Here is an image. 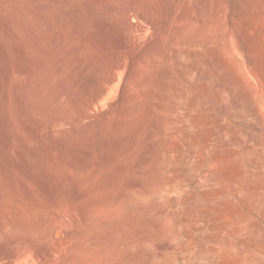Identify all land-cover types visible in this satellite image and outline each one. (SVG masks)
I'll return each mask as SVG.
<instances>
[{"label":"rangeland","instance_id":"374dc122","mask_svg":"<svg viewBox=\"0 0 264 264\" xmlns=\"http://www.w3.org/2000/svg\"><path fill=\"white\" fill-rule=\"evenodd\" d=\"M34 1L0 0V264H264V0Z\"/></svg>","mask_w":264,"mask_h":264},{"label":"bare ground","instance_id":"6f19581e","mask_svg":"<svg viewBox=\"0 0 264 264\" xmlns=\"http://www.w3.org/2000/svg\"><path fill=\"white\" fill-rule=\"evenodd\" d=\"M51 1H54V0H51ZM50 1V2H51ZM64 1H66V2H68L69 0H64ZM55 2V1H54ZM206 4H207V2L205 3V6H206ZM34 5H35V1L34 0H28V5H27V9L31 12V13H33V14H35L36 15V17L40 20V21H42V22H44L43 24L45 25V26H49L51 23H50V20L48 19V17H47V15H46V9L49 7L50 8V5L51 4H48V5H46L44 8H42V9H35V7H34ZM26 9V10H27ZM27 10V11H28ZM112 10V8L110 7L109 9H108V11H111ZM73 12H75V11H73ZM77 12V11H76ZM62 14H64V13H62ZM77 13H74V14H70L69 13V19L71 18V19H73L74 17H78V15L77 16H75ZM58 15H60V14H58ZM140 17L142 18V19H144V20H146V21H148V22H151L150 21V19H149V17L148 16H146V15H144V14H141L140 15ZM60 19H61V17H59ZM70 19V20H71ZM51 26V25H50ZM62 26V25H61ZM52 27V26H51ZM50 27V28H51ZM49 28V27H48ZM74 31H76V29L74 30ZM73 31V32H74ZM75 34V32L74 33H72V35H74ZM58 44H59V42L56 40L55 42H53V44H52V47L54 48V49H58ZM122 48L125 50L126 49V41H125V39L123 40V43H122ZM78 51V50H77ZM74 54H78V53H74ZM129 60V67H128V70H131V64L133 63V61L135 60V57H131V58H129L128 59ZM122 67H124V62L122 61V60H120V61H117L116 63H115V67H114V69H120V68H122ZM74 69V70H73ZM73 74H74V76L76 77V79L78 78V79H80V80H82V81H84V77H85V70H86V67H84L83 66V63H82V61L80 60V59H78V57H76L75 59H74V62H73ZM61 71H62V69H61ZM61 71H59V72H61ZM71 73V74H72ZM116 81V77H115V75L114 74H109V75H107V76H105L103 79H102V82H101V86L98 88V90H96L95 91V93L94 94H92L91 96H88V99H87V101H86V103H87V105H91V104H94L97 100H101V98H103L105 95H106V93H107V91H108V89H109V87L114 83ZM73 83H75V82H73ZM92 93V92H91ZM66 94V93H65Z\"/></svg>","mask_w":264,"mask_h":264}]
</instances>
